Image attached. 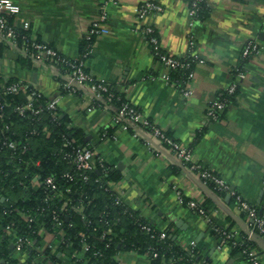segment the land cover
<instances>
[{"label": "crops", "instance_id": "obj_1", "mask_svg": "<svg viewBox=\"0 0 264 264\" xmlns=\"http://www.w3.org/2000/svg\"><path fill=\"white\" fill-rule=\"evenodd\" d=\"M11 1L21 11L8 19L10 24L28 22L31 37L68 59L78 58L91 24L105 12L108 33L93 39L85 70L94 80L113 86L144 118L190 148L193 157L188 166L117 127L113 111L107 105L93 104L84 86L64 92L61 86L66 77H55L59 68L35 64L30 70L23 66L15 44L1 39L0 79L4 83L9 79L24 82L46 100L57 98L59 117H66L69 127L89 137L88 147L111 169L117 170L120 165L122 172L117 171L122 178L111 184L138 217L159 231H167L183 246L193 244L212 264L230 260L231 264H249L237 255L231 256L229 248L218 249L205 221L178 203L175 193L180 192L183 199L207 203L215 224L235 236L245 232L247 219L243 220L235 206H229L230 195L225 202L227 193L220 196L211 190L203 192V185L189 167H207L243 201L261 209L264 205L263 0H206L207 11L200 19L190 18L189 0H120L117 5H105V0ZM146 1L162 8L161 13L146 20L161 52L177 58L188 56L187 43L193 37V56L203 63L192 61L193 77L182 87L164 84L158 78L162 67L136 27L133 9ZM248 40L256 41L260 51L243 60L241 50ZM237 69L244 72L242 77ZM232 83L237 87L235 97L218 121L208 122L207 105ZM182 88H191L192 95L183 98ZM107 130L110 135L102 137ZM40 236L35 263L87 264L81 254L70 260L59 252V241L53 234L41 230ZM8 239L13 259L23 263L27 254L15 247L9 234ZM254 251L264 264V244L256 243ZM53 253L55 261L50 256ZM113 259L116 264H149L145 254L136 252H118Z\"/></svg>", "mask_w": 264, "mask_h": 264}, {"label": "trees", "instance_id": "obj_2", "mask_svg": "<svg viewBox=\"0 0 264 264\" xmlns=\"http://www.w3.org/2000/svg\"><path fill=\"white\" fill-rule=\"evenodd\" d=\"M206 11V0H203L199 3L194 18L200 19ZM9 20L7 19V23L11 25ZM30 38L27 31L17 30L14 41L21 54L22 65L30 70L35 64L56 67L59 72L55 77L64 75L67 68L58 61L36 62L30 54L23 52L22 48L29 45ZM81 44L78 61H83L88 56L93 38L90 41L83 39ZM16 82L17 80L9 79L4 83L0 79V264H37L34 262L37 257L35 247L40 243L41 230L57 238L59 252L70 260L76 259L75 254H81L82 260L87 264H116L113 257L118 252L145 254L149 264L211 263L202 257L196 247L183 246L177 240L169 238L167 231L165 239L159 240L158 231L152 224L138 217L126 205H115L114 196L107 190V183L117 182L122 178L117 170L106 164V173L99 167L85 174L76 172L68 155L76 147L91 150L83 142V133L69 127L68 119L60 118L58 111L56 117H53L45 109V98L29 100L28 91L15 95L5 93V87ZM170 82L179 87L184 86L186 72H172ZM107 87L108 93L112 95L109 103L114 108L118 109L127 103L113 86L107 84ZM220 93L229 103L235 97H226L223 91ZM107 98L108 94L104 93L102 99H93L92 102L99 106L107 105ZM27 103H31L33 109L41 106L42 111L34 115L30 111L19 114L15 110L17 106ZM113 114L115 116L116 113ZM117 127L121 128V124H117ZM128 132L132 133L133 130L129 128ZM164 134L171 138L167 133ZM101 135L108 137L110 130ZM9 143L14 147L9 148ZM163 148L166 149L165 146ZM66 173L72 176V180L64 177ZM84 176L86 180L83 179ZM47 177L54 179L56 192L52 193L42 185ZM207 187L215 195H224V192L213 190L210 184ZM187 201L183 199V205ZM200 206L205 211L209 209L207 203ZM229 206L236 207L233 197H230ZM256 209L259 215L262 214L261 208ZM240 216L243 220L246 219L245 212L240 211ZM213 223L209 227L210 235L217 240L223 228ZM142 226H147L152 231L145 232L141 229ZM7 228L25 240L21 250L27 254V259L23 263L13 259L11 255ZM225 230L230 232L229 229ZM102 235L104 238L100 239ZM230 235V255H237L246 261L247 253L255 250L256 243L247 240V234L243 231L238 236L233 233ZM84 245L88 249L83 253ZM48 253L49 250H46L45 254ZM55 255L56 253L50 255L53 261L56 260Z\"/></svg>", "mask_w": 264, "mask_h": 264}, {"label": "built area", "instance_id": "obj_3", "mask_svg": "<svg viewBox=\"0 0 264 264\" xmlns=\"http://www.w3.org/2000/svg\"><path fill=\"white\" fill-rule=\"evenodd\" d=\"M120 0H105V5H117ZM203 0H189V16L190 18H194L195 13L198 10V5ZM264 2V0H263ZM20 7L11 0H0V39L6 42H10L15 44V38L17 37V30L20 31H28L29 24L26 21H19L18 26H12L7 23V19L11 17H17L20 14ZM134 18L136 24L140 31L141 35L146 42V44L150 47L151 53L153 54L156 61L162 67L163 72L159 75V79L164 84L170 83V74L175 71H185L186 72V82L193 77V72L190 70L192 61H196L199 64H202V60L196 59L193 56V37H189L187 46H188V56L185 57H172L161 52L160 47L158 45L157 38L154 36L153 29L150 27L146 20L150 15H156L162 12L161 6L157 5L154 2H144L140 5H137L134 9ZM106 20L107 16L105 12H101L98 19L93 22L87 32L85 39L90 41L92 38L94 39L100 35H106L108 33L106 28ZM31 37V35H30ZM24 53L30 54L32 58L36 62H52L53 60L58 61L61 66L67 68V72L64 73V77H66V82L62 84V89L64 91L73 92L74 86L76 84L78 86H84L89 95H91V99H102V94H108V98L105 100V103H108L107 106L113 111H115L116 116H114V121L116 124H121V129L123 131H127L131 128L133 130L132 136L134 138L142 141L147 147L161 148L177 162L182 165L188 166L192 162V152L190 148L183 147L178 142L173 141L171 138L167 137L164 132L159 129L154 123L144 118L143 115L133 106L128 103H124L121 107L114 108L109 102L112 98V95L108 93L107 83L104 81L94 80L86 71H85V60H77L76 59H68L62 56L59 52L52 49L51 47L37 42L34 37L30 38L29 45H26L22 48ZM260 51L259 45L254 40H248L244 44L241 50V59L246 60L258 55ZM237 75L242 77L244 72L240 69H237ZM154 80V79H152ZM5 93L15 95L19 92L28 91V97L30 99L43 97L39 91L34 90L29 85L24 82H16L11 85H8L4 89ZM237 91V87L235 83L230 84L223 92L226 97L235 95ZM180 94L183 98H188L192 95V89L186 88L181 89ZM58 99H49L45 104V109L52 113L53 117H56ZM229 106V101L225 99L221 93L217 94L214 99L207 105L205 109V117L208 122H216L220 118L221 114L227 109ZM15 110L22 114L26 111H30L32 114L37 115L42 111L41 106L37 109H33L31 103H27L23 106H17ZM165 146L166 149L163 148ZM9 148H13L14 145L12 143L8 144ZM157 149V148H155ZM70 162L74 166L76 172L79 173H88L91 172L96 167L106 173L107 166L103 158L96 156L93 150L82 149L80 147L73 148L70 155H68ZM190 170L196 175L198 182L201 185L210 184L213 190L224 192L233 197L236 203V209L240 212L243 211L246 213V230L247 240H252V236H259L264 238V216L263 214H258L255 206L250 205L249 203L243 201L241 197L233 191H230L227 183L215 175L211 170L207 167H204L201 164H192L189 167ZM64 177L72 180V176L70 174H65ZM84 180L87 178L84 176ZM42 185L50 192L54 193L57 191V185L52 177H47L43 180ZM262 189L264 191V178L262 180ZM107 190L111 192L114 196V204L124 206L127 204L123 203L121 198L118 196L117 191L113 189V185L111 183H107ZM176 199L178 203H183V197L180 192L176 191L175 193ZM128 207V206H127ZM187 209L195 213L197 216L202 218L208 227H211L214 223L210 214L205 211L197 201L188 200L186 203ZM264 211V205L262 207ZM262 211V213H263ZM54 217L56 215L54 214ZM223 228V227H222ZM145 232L152 231L147 226H142L141 228ZM156 229V228H154ZM223 228L220 230V236L216 241L217 248H223L228 246V240L230 239L229 231ZM157 230V229H156ZM158 231V239H165V232ZM7 234L13 238V243L16 248L21 249L25 240L16 236L14 232L10 231V228L6 229ZM104 235L100 237L103 239ZM191 248H195L193 244L188 245ZM87 247L84 245L82 252L87 251ZM149 261V259H148ZM249 264H263L257 253L254 250H251L247 253V260ZM204 264H212V263H204Z\"/></svg>", "mask_w": 264, "mask_h": 264}, {"label": "water", "instance_id": "obj_4", "mask_svg": "<svg viewBox=\"0 0 264 264\" xmlns=\"http://www.w3.org/2000/svg\"><path fill=\"white\" fill-rule=\"evenodd\" d=\"M33 77H35V75H33ZM73 86L75 87V88H77L78 87V85H76V84H73ZM88 140H89V137H86V138H84V140H83V142H84V144H87L88 143ZM118 171H120V172H122V169L120 168V165H118L117 166V168H116ZM201 188V190L203 191V192H205V193H209L210 192V189L206 186V185H203V186H201L200 187ZM227 199H229V195H227L226 196V200H225V202H227ZM229 216L231 217V218H233V219H235L234 218V216L230 213L229 214ZM238 220V219H237ZM245 233L246 234H248V232H247V230H245ZM169 238H172V240H175V237L173 236H169ZM251 239L255 242V243H257L258 245H263L264 244V238H261V237H259V236H252L251 237ZM13 246L12 245H10V248H12ZM231 260L227 263V264H231Z\"/></svg>", "mask_w": 264, "mask_h": 264}, {"label": "rangeland", "instance_id": "obj_5", "mask_svg": "<svg viewBox=\"0 0 264 264\" xmlns=\"http://www.w3.org/2000/svg\"><path fill=\"white\" fill-rule=\"evenodd\" d=\"M113 112H115L114 110H113ZM115 116H116V114H115ZM154 227V226H153ZM155 228V227H154ZM225 248H227V247H225ZM246 262V261H245Z\"/></svg>", "mask_w": 264, "mask_h": 264}]
</instances>
